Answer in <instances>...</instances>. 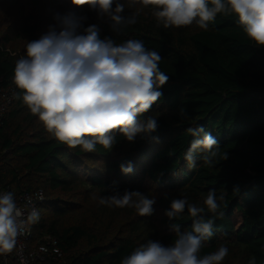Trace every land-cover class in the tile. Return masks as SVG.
<instances>
[{
  "label": "trees",
  "instance_id": "trees-1",
  "mask_svg": "<svg viewBox=\"0 0 264 264\" xmlns=\"http://www.w3.org/2000/svg\"><path fill=\"white\" fill-rule=\"evenodd\" d=\"M120 2L125 16L139 14L135 24L118 31L87 9L76 11L87 15L85 26L100 25L102 38L141 40L160 53L159 67L169 81L145 114L157 118L153 135L159 141L137 137L128 143L118 134L112 150L100 145L94 152L70 149L15 99L0 126V186H10L17 195L44 191L43 217L33 232L34 241L45 235L58 239L62 258L52 264H120L149 239L171 244V225L191 231L193 222L187 208L170 221L165 211L171 200L187 196L203 206L209 189L217 198L224 195V216L214 218L213 236L203 242L199 256L224 245L229 252L221 264H264V48L246 38L234 15L217 14L208 30L196 25L165 29L157 26L152 6L138 0L129 8L130 0ZM41 32L30 15L1 26L0 75L5 80L12 81L16 61ZM198 125L211 132L228 158L217 157L209 167L198 153L196 167L189 170L184 155L193 137L186 129ZM127 162L133 165L130 174L120 171ZM126 189L155 198L153 215L99 204L101 197ZM205 216L213 218L207 209Z\"/></svg>",
  "mask_w": 264,
  "mask_h": 264
},
{
  "label": "clouds",
  "instance_id": "clouds-1",
  "mask_svg": "<svg viewBox=\"0 0 264 264\" xmlns=\"http://www.w3.org/2000/svg\"><path fill=\"white\" fill-rule=\"evenodd\" d=\"M72 8L53 14V24L38 39L29 41L25 55L15 63L12 82L20 92V100L30 114L36 116L45 130L68 148L80 147L94 152L100 145L112 150L117 135L128 143L137 137L158 142L154 136L159 127L157 118L149 113L163 96V86L169 76L160 70L162 59L156 50H149L143 41L127 39L117 42L111 36H101L99 24L85 26L88 17L76 9L87 6L97 19L107 21L113 31L137 22L138 12L125 16V4L120 0H69ZM152 6L157 26L181 28L192 25L208 30L217 14L234 15L236 24L256 48H264V0H139ZM137 0H130L131 8ZM181 116L187 113L181 111ZM193 137L184 159L189 170L196 167V157L209 167L228 158L220 153L217 139L203 125L188 127ZM120 171L130 174L131 162L122 163ZM115 184V182H113ZM39 198H43L42 194ZM216 190L209 189L203 206L190 203L187 196L174 198L165 211L174 220L187 208L193 218L191 231H181L172 224L175 240L165 245L149 239L136 247L120 264H221L229 249L221 245L212 253L199 256L203 242L213 236L215 217H223ZM155 198L138 190L101 197L99 204L109 208H132L140 216L154 213ZM26 208L18 206L15 194H0V255L11 253L17 239L39 220V212L28 198ZM213 218H206L205 210ZM21 264L24 261L21 260ZM249 264H255L251 260Z\"/></svg>",
  "mask_w": 264,
  "mask_h": 264
},
{
  "label": "built area",
  "instance_id": "built-area-1",
  "mask_svg": "<svg viewBox=\"0 0 264 264\" xmlns=\"http://www.w3.org/2000/svg\"><path fill=\"white\" fill-rule=\"evenodd\" d=\"M14 93H17V89L13 82L8 79L5 80L0 75V126L3 124L4 119H6L14 104ZM9 191L15 194L18 206L25 209V215L30 211L29 208H26L28 198H31L32 204L39 212V220L29 226L25 235L18 237L15 249L9 253V260L13 264H21V260L24 261V264H52L59 261L62 258V251L56 237L45 235L41 241H34L33 228L43 217L44 191L42 189H35L32 191H23L17 195L10 186H0V194ZM41 194L42 199L39 198ZM2 262V264H8L7 254L3 256Z\"/></svg>",
  "mask_w": 264,
  "mask_h": 264
},
{
  "label": "rangeland",
  "instance_id": "rangeland-1",
  "mask_svg": "<svg viewBox=\"0 0 264 264\" xmlns=\"http://www.w3.org/2000/svg\"><path fill=\"white\" fill-rule=\"evenodd\" d=\"M71 8L69 0H0V28L2 25L11 23L15 18L30 15L34 21L40 24L41 33L44 34L48 26L54 23L53 14L55 12L64 13ZM82 9L89 10L92 17H97L96 12L87 6Z\"/></svg>",
  "mask_w": 264,
  "mask_h": 264
}]
</instances>
